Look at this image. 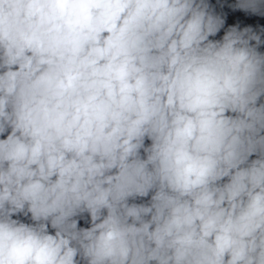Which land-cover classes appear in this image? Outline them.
Masks as SVG:
<instances>
[{"label":"clouds","instance_id":"clouds-1","mask_svg":"<svg viewBox=\"0 0 264 264\" xmlns=\"http://www.w3.org/2000/svg\"><path fill=\"white\" fill-rule=\"evenodd\" d=\"M0 264H264V0H0Z\"/></svg>","mask_w":264,"mask_h":264}]
</instances>
